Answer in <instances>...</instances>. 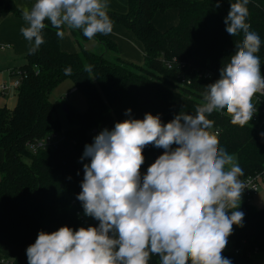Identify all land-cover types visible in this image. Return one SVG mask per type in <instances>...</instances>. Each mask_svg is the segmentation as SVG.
Segmentation results:
<instances>
[{"label": "trees", "instance_id": "trees-1", "mask_svg": "<svg viewBox=\"0 0 264 264\" xmlns=\"http://www.w3.org/2000/svg\"><path fill=\"white\" fill-rule=\"evenodd\" d=\"M237 0H128L126 14L109 13L113 22L130 30L144 48L145 63L136 66L120 56L110 61L83 47L78 53L61 50L57 29L45 20L44 43L35 54L26 56V63L14 76L21 75L17 89V105L13 110L0 108V264H28L26 249L34 244L40 231L52 233L68 226H98L99 221L86 216L77 199L82 191L85 145L91 144L94 129L112 130L115 123L129 118L142 120L146 113L159 114L166 124L184 111L195 114L203 102L206 86L220 78V69L235 54V43L243 33L231 36L225 30L224 18L231 3ZM246 22L257 33L261 46L256 55L264 69V0H249ZM176 11L177 24L159 29L155 19ZM13 13L22 17L12 0H0V14ZM64 31V28L62 29ZM108 50L116 53L114 42L95 35ZM176 58L192 68L188 72L190 85L183 86L176 71L166 62ZM92 66L91 72L84 65ZM72 68L71 75L64 69ZM210 73L213 79L201 74ZM70 79L76 91L87 101L85 111L67 103L65 115L72 128L62 132L57 106L49 94L61 81ZM127 109L131 114L125 115ZM63 110V109H62ZM214 121L209 131L217 135L219 146L236 156L243 169L244 181L264 173V115L252 119L244 127L233 125L226 109L207 116ZM58 135L62 140L56 149L41 146L33 152L30 145ZM177 147L176 145L172 146ZM164 149L148 145L143 150L145 161H154ZM141 175L147 167L141 166ZM237 209L244 213L243 227L233 226L222 256L232 262L250 260L249 255L264 253V208L257 209L241 200ZM236 252H239L238 254ZM3 261V262H2ZM148 264H160L158 255H150ZM190 264V262H189Z\"/></svg>", "mask_w": 264, "mask_h": 264}, {"label": "clouds", "instance_id": "clouds-1", "mask_svg": "<svg viewBox=\"0 0 264 264\" xmlns=\"http://www.w3.org/2000/svg\"><path fill=\"white\" fill-rule=\"evenodd\" d=\"M248 4L230 5L225 30L233 37L243 33V39L235 43L220 78L206 86L194 115L181 111L164 124L159 114L146 113L142 120L129 118L105 128L85 145L81 160L90 158V163L83 166L77 199L99 225L40 231L26 249L28 264H148L152 254L160 264H232L222 252L233 225L243 227L244 213L228 211L239 207L246 183L239 179L244 173L236 157L209 131L214 121L207 116L226 109L231 123L244 127L257 111L253 97L264 96L256 55L261 39L246 22ZM108 9L109 0H35L30 9L22 7L27 26L20 32L30 45L28 54L44 43L46 19L60 39L65 25L88 39L111 33ZM84 70L91 72L92 66L85 64ZM64 72L71 75L72 68ZM260 135L264 138V132ZM148 145L164 152L142 176Z\"/></svg>", "mask_w": 264, "mask_h": 264}, {"label": "crops", "instance_id": "crops-1", "mask_svg": "<svg viewBox=\"0 0 264 264\" xmlns=\"http://www.w3.org/2000/svg\"><path fill=\"white\" fill-rule=\"evenodd\" d=\"M12 1L20 11H22V7L24 6L30 9L35 3V0ZM128 9V0H109V13L126 14ZM161 17L163 19H160ZM160 20H162L164 26H158ZM177 22L178 15L176 11H171L165 15H159L155 19L156 26L158 28L160 27L159 29L161 30H166L168 28L163 29L166 25L172 24L173 26L177 24ZM24 26L27 25L25 24L22 17H19L13 13L0 14V83L9 86V89L5 93L0 94V108L13 110L17 105V90L12 87L14 82L12 74L13 72L19 70L20 67L25 65L26 56L28 55V49L30 47L28 41L25 40L20 32V28ZM63 28L65 34L63 39H60V47L62 51L66 53H78L81 50L80 45L83 44L85 49L97 54H102L105 58H107L109 50L96 36H94L92 39H88L83 35L82 30L70 29L66 25L63 26ZM100 35L105 36L116 44V53L119 56L121 55L126 57V55H128L130 52L136 51L137 48L141 49L144 55V48L142 44L138 42L137 39H135V36L133 37V33L130 30L122 25L113 22L112 32L107 35ZM78 38H80L79 40L81 44L77 43ZM126 59L129 60L127 57ZM3 158L4 152L0 149V161L3 160ZM257 196H259V193ZM254 203V201L251 202L252 205ZM262 208L264 207L262 206ZM235 262H232V264H235ZM248 262H251V259L248 260ZM253 264H264V260L262 259L261 261L254 262Z\"/></svg>", "mask_w": 264, "mask_h": 264}, {"label": "rangeland", "instance_id": "rangeland-1", "mask_svg": "<svg viewBox=\"0 0 264 264\" xmlns=\"http://www.w3.org/2000/svg\"><path fill=\"white\" fill-rule=\"evenodd\" d=\"M160 19H163V18L161 17ZM158 24H159L158 26H164L162 23V20H160ZM170 26H172V24L166 25L163 29L169 28ZM133 37H134V34H133ZM99 55H102V54H99ZM118 56L119 55L117 53L109 50L107 59L110 61H114L116 57ZM126 57L129 58L130 61L127 60ZM126 57L121 56V58L126 63H129V64H133L136 66H143L145 63L143 52L139 48H137L136 51L130 52L128 55H126ZM74 89H75L74 83L70 79H66V80L61 81V83H59L57 87H55L52 90V92L49 94V100L54 105L57 106V115L61 122V127H62V132L60 133L61 135H63L64 131L69 130L70 128L73 127V125L69 122L68 118L66 117L65 113L62 110L63 106L66 105L67 103H70L74 105L76 108H78L80 111H85L87 108L86 98L81 92L75 91L73 94H71L72 90ZM154 162L155 161L152 158H148L145 161V165L147 169ZM236 162H237V158H236ZM226 170H227V166H226ZM256 197H253L251 201V202L253 201L255 202L253 205L257 207L258 209L262 208V206L264 207V182L260 184L259 196H256ZM250 259H251V262H248V260H240V261L235 262V264H253L254 262L261 261L262 259L264 260V253L256 252L251 255Z\"/></svg>", "mask_w": 264, "mask_h": 264}, {"label": "built area", "instance_id": "built-area-1", "mask_svg": "<svg viewBox=\"0 0 264 264\" xmlns=\"http://www.w3.org/2000/svg\"><path fill=\"white\" fill-rule=\"evenodd\" d=\"M166 66L168 69L176 71L178 73V77H180L181 84L183 86H186V85L188 86L191 84V80L187 77L188 72L192 68L191 66H189L188 64H186L184 62L177 60L176 58H173L172 60L166 62ZM261 72H262V74H264V69H262ZM12 76H13V80H14L12 87L17 90L19 88V86L21 85V75L20 76H14L12 74ZM201 77H203L204 79H213V75L210 73L201 74ZM8 89H9V86H7L3 83H0V94L5 93ZM75 91H76V89L72 90L71 94H73ZM252 102L257 109V111L253 115L252 119L256 120L261 115H264V96H259V94H257V96L253 97ZM262 123H264V119H263ZM102 130H104V129L103 128L102 129H94V130H92L91 134L93 136H96ZM61 140H62V138H60L58 135L54 134L52 136L45 138L44 140H42L38 143L30 145V149L33 152H35L36 149L38 147H41V146L52 147V148L56 149ZM244 182L246 183V188L242 192L241 200H246V201L251 203L253 197H256L259 193L260 184L264 182V173L248 177L246 180H244ZM228 214L231 215L230 210L228 211ZM233 226H235V225H233ZM236 253L238 254L239 252H236ZM249 257H251V256L249 255Z\"/></svg>", "mask_w": 264, "mask_h": 264}, {"label": "water", "instance_id": "water-1", "mask_svg": "<svg viewBox=\"0 0 264 264\" xmlns=\"http://www.w3.org/2000/svg\"><path fill=\"white\" fill-rule=\"evenodd\" d=\"M63 111L67 114L69 112L68 106L64 105L63 106ZM233 232V231H232Z\"/></svg>", "mask_w": 264, "mask_h": 264}]
</instances>
